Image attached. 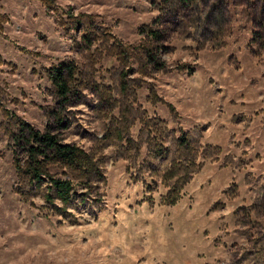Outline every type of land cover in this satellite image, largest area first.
<instances>
[{"label": "rangeland", "instance_id": "374dc122", "mask_svg": "<svg viewBox=\"0 0 264 264\" xmlns=\"http://www.w3.org/2000/svg\"><path fill=\"white\" fill-rule=\"evenodd\" d=\"M49 3L0 0V264H264V0ZM20 119L89 159L48 169L70 204L17 175Z\"/></svg>", "mask_w": 264, "mask_h": 264}, {"label": "trees", "instance_id": "16d2710c", "mask_svg": "<svg viewBox=\"0 0 264 264\" xmlns=\"http://www.w3.org/2000/svg\"><path fill=\"white\" fill-rule=\"evenodd\" d=\"M41 1L48 7L52 5L49 3L51 0ZM66 14L68 18L74 19L73 23L76 24L75 26L81 23L79 19L74 18L73 13L70 14L67 11ZM80 15L89 16L85 13ZM152 36L155 37L156 34ZM83 37L86 40L89 38L86 35ZM2 62L0 57V65ZM76 72V65L71 61L60 62L50 68L49 77L62 104H67L70 96L77 94L76 90L72 88L73 77ZM56 121L59 127L65 124L63 117L59 113H56ZM18 125L20 135H15V143L21 144L24 142L25 148L21 149L24 153L23 160H17V157L14 160L17 175L28 182L29 185L38 187L42 185L45 176H48L50 182L48 188L51 192L47 193L46 199L53 201L54 196V198L61 200L63 204H70L74 197V193H72L74 188L71 182L48 175V169L58 164H64L68 168H77L82 165L84 169L91 170L92 167L88 163L89 159L86 154L78 146L62 142L60 137L50 129L41 131L24 119H20ZM171 191L175 192L176 188L173 187Z\"/></svg>", "mask_w": 264, "mask_h": 264}]
</instances>
